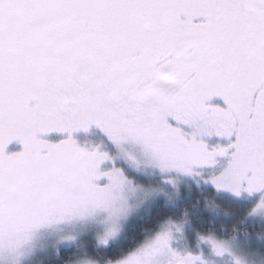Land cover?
Segmentation results:
<instances>
[{
    "label": "snow or ice",
    "instance_id": "6c2138e0",
    "mask_svg": "<svg viewBox=\"0 0 264 264\" xmlns=\"http://www.w3.org/2000/svg\"><path fill=\"white\" fill-rule=\"evenodd\" d=\"M193 191L264 223V0H0V264L69 223L73 264L264 257Z\"/></svg>",
    "mask_w": 264,
    "mask_h": 264
},
{
    "label": "trees",
    "instance_id": "16d2710c",
    "mask_svg": "<svg viewBox=\"0 0 264 264\" xmlns=\"http://www.w3.org/2000/svg\"><path fill=\"white\" fill-rule=\"evenodd\" d=\"M199 195L196 191L190 193L193 210L206 214L210 219L214 220L215 226L218 229H223L230 236L234 237V240L243 248L246 249L247 244L250 241H262L264 242V223L254 222L251 218L245 220L244 214L246 211L245 206H242L232 200L224 197H216L212 194L208 195V199L197 200ZM150 212V211H149ZM145 213L140 217L133 220L125 230V240L121 241L123 246L125 243L135 241L141 234V229L144 227L143 216L149 214ZM81 244L84 243L82 240ZM121 248L116 251H121ZM68 255L60 252L59 259L57 254H54L44 264H68L73 262V257H67ZM259 260L264 261V257H256ZM108 255L100 257L101 264H108L110 262Z\"/></svg>",
    "mask_w": 264,
    "mask_h": 264
},
{
    "label": "rangeland",
    "instance_id": "374dc122",
    "mask_svg": "<svg viewBox=\"0 0 264 264\" xmlns=\"http://www.w3.org/2000/svg\"><path fill=\"white\" fill-rule=\"evenodd\" d=\"M173 198H175V193H172ZM138 207H142V212L139 215H134L128 222L124 225L126 230L127 226L136 218L141 215L148 213L150 211V206L148 203L143 201L141 198L137 204ZM87 225L84 224H63L57 226L55 229L39 236L32 249L28 252V264H44L48 258L57 254L61 249L63 241L67 237L77 236L80 233L87 230ZM82 241V240H81ZM80 241V242H81ZM233 247L237 252H243V248L234 240ZM68 264H73L70 262ZM218 264H234L232 256H225ZM249 264H264V261L257 258L249 259Z\"/></svg>",
    "mask_w": 264,
    "mask_h": 264
},
{
    "label": "flooded vegetation",
    "instance_id": "af4514ba",
    "mask_svg": "<svg viewBox=\"0 0 264 264\" xmlns=\"http://www.w3.org/2000/svg\"><path fill=\"white\" fill-rule=\"evenodd\" d=\"M68 258L70 257V256H67ZM101 264V263H100ZM109 264V263H108Z\"/></svg>",
    "mask_w": 264,
    "mask_h": 264
}]
</instances>
